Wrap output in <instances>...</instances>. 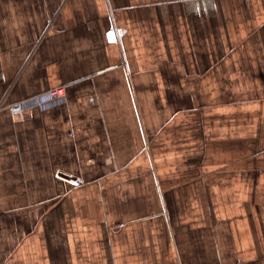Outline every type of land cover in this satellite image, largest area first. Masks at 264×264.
Returning a JSON list of instances; mask_svg holds the SVG:
<instances>
[{"label": "crops", "instance_id": "1", "mask_svg": "<svg viewBox=\"0 0 264 264\" xmlns=\"http://www.w3.org/2000/svg\"><path fill=\"white\" fill-rule=\"evenodd\" d=\"M0 264H264V0H0Z\"/></svg>", "mask_w": 264, "mask_h": 264}, {"label": "built area", "instance_id": "2", "mask_svg": "<svg viewBox=\"0 0 264 264\" xmlns=\"http://www.w3.org/2000/svg\"><path fill=\"white\" fill-rule=\"evenodd\" d=\"M85 104L94 102V97H87L84 99ZM67 104V96L64 89H54L43 94L36 95L34 97L22 100L9 107V110L13 114L23 113L30 109H39L40 111H49L56 107H60ZM112 161V159H108ZM71 181L75 185L80 184V180L72 178Z\"/></svg>", "mask_w": 264, "mask_h": 264}]
</instances>
